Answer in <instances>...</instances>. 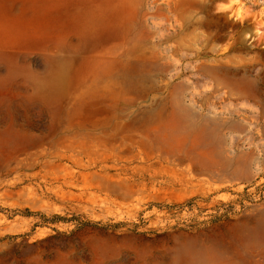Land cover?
Here are the masks:
<instances>
[{
	"label": "rangeland",
	"instance_id": "374dc122",
	"mask_svg": "<svg viewBox=\"0 0 264 264\" xmlns=\"http://www.w3.org/2000/svg\"><path fill=\"white\" fill-rule=\"evenodd\" d=\"M0 264H264V0H0Z\"/></svg>",
	"mask_w": 264,
	"mask_h": 264
}]
</instances>
